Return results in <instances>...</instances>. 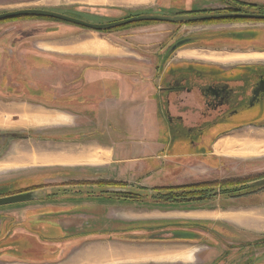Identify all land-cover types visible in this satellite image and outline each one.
<instances>
[{"label": "crops", "instance_id": "crops-1", "mask_svg": "<svg viewBox=\"0 0 264 264\" xmlns=\"http://www.w3.org/2000/svg\"><path fill=\"white\" fill-rule=\"evenodd\" d=\"M165 1L168 0H99V5L138 9L135 14L126 16L115 10L117 14L110 16V20L118 21L129 16L157 14L172 7L181 8L182 12L203 10L217 7L220 2L169 0L171 5L166 7L163 5ZM154 9L158 10L150 11ZM166 29L165 26L149 24L107 34L88 33L78 40L41 43L45 45L39 48L41 55L35 51V54L26 52L31 62L36 61L31 58L34 57L39 58L41 64L23 65L24 86L28 93L30 90L34 92L30 98L0 107V121L3 117L13 116L20 118V129L45 130L32 147L28 159L16 160L14 163L18 166L12 169L62 171L67 177L55 182L56 186L65 182L87 184L92 186L91 189L101 186L100 193L94 197L102 202L99 208L112 212V220L128 224L150 223L152 229L161 228L164 233L171 232V228L190 230L199 239L195 242L198 247L192 260L189 262V253L184 250L188 245L180 244H167L161 252L140 248L137 244H129L135 251L123 249L129 248L123 241L107 238L85 239L73 246L69 240L83 235L82 229L95 217L88 212L93 208L86 201L87 195L79 197L85 199L78 200L77 204L83 209L79 211L74 210L75 203L65 202L66 198L57 193L53 199L0 207V264H123L137 261L144 264L147 259L162 264H214L226 253L218 245V236L224 234L227 237L229 233L241 236L244 245L253 243L261 251L258 264H264L263 210L257 213L251 208H236L232 205L234 200L216 205L218 209H141L136 206L137 202L108 198L103 194L109 186L114 191L141 189L144 199H149L148 193L154 188L180 185L186 183L188 176L211 169L198 161L200 152L185 150L165 131L158 93L164 69L170 65L178 69L186 62L203 57L195 50L180 51L168 57L164 44L167 36L158 37L154 33ZM61 31L75 33L71 28H60L57 32ZM255 54L264 52L228 54L225 57L214 55L207 60L264 63L258 59H238L239 56ZM43 60L53 64L43 65ZM219 146V142L214 146L217 154ZM29 159L32 164H26ZM78 185L71 187V192L76 188V194ZM70 227L75 231L73 237L67 239L65 235L60 240L54 237L43 241L39 236L48 230L64 235ZM247 236L256 238L250 240ZM236 256L233 252L225 258ZM250 260L251 256L245 263Z\"/></svg>", "mask_w": 264, "mask_h": 264}, {"label": "rangeland", "instance_id": "rangeland-1", "mask_svg": "<svg viewBox=\"0 0 264 264\" xmlns=\"http://www.w3.org/2000/svg\"><path fill=\"white\" fill-rule=\"evenodd\" d=\"M263 3L264 2L259 3L258 5L264 7ZM169 4V0L163 3V5L166 7H169ZM223 8L224 7L221 4L216 9L220 10ZM23 9H41L59 14H69L75 16L78 20L95 24L100 23L97 21L110 20V16H114L113 14L119 13L121 16H126L135 14L138 11L136 8L103 7L99 5V0H0V14ZM180 9L181 8L174 9L172 7L170 10H161L157 14L153 15L173 17L176 14L183 13V10ZM115 10H117V13H114ZM157 10L154 9L150 11L156 12ZM192 11L193 10H185V13ZM248 11L249 13L253 12V10L250 9H248ZM158 25L165 26L167 28L163 31H154L155 35L158 37L161 35L167 36L166 38H168V40L166 39L167 41H165L164 44L167 43L168 46L173 44L174 47H178L177 49H180L181 51L195 50L199 54H202L203 57L201 60L193 59L190 62L197 61L208 64H231L225 62H210L207 60V58L214 55L225 57L228 54L264 52V22L222 21L195 25H176L168 23H159ZM60 28H71L75 33L70 34L66 31H61L58 33L57 31ZM242 32L246 33L243 34ZM88 33L95 34V32L90 30H85L76 26L50 20L23 18L0 22V71L3 70V65L7 66L5 63V56L7 54L10 56L12 55V64H14V61L16 62L18 59L20 63H16L17 66L19 64L22 65L26 63L41 64L39 58L31 57L36 60L31 62V59L26 52L30 51L34 53L35 51L36 54L41 55L40 52L42 51H40L39 48L40 46H45L41 45V43L50 44L59 41V39L78 40L83 38L85 34ZM96 34L102 33L97 32ZM175 42H177L176 45ZM179 42L183 43L180 46H177ZM180 50L178 52H180ZM42 54L46 55L47 53L43 52ZM175 54H173V56ZM42 64L51 65L53 63L49 60H43ZM43 80H46L45 77ZM7 102L8 99H5L3 91L0 88V107H3ZM19 119L14 118L13 116H8L3 117L0 121V134L7 133L19 137L8 140L5 148L0 150V189L7 188L8 191H19L25 188H43L45 186H51L52 184L56 187L54 184L55 182L63 180L67 177V175H65L62 171L59 172L53 169L47 171L45 169H12L18 166L14 163L16 160L28 159V154H31L32 147L35 145L37 139H40V134L45 133L43 132L45 130L20 129L21 127H19ZM47 131L48 133L50 132L49 129ZM218 142L220 144V150L218 154H216L214 152V146ZM213 152L217 155L218 159H216V161H210V163L204 164L209 166L211 168L210 170L204 169L196 176H188V178H185L186 183L175 186L161 187L160 189L162 191L155 194L150 192L148 193V195L152 196L150 199H144L141 201L143 199V195L139 198H135L136 200L140 201L136 203V206H140L138 208L141 209L145 208L152 210L190 211L195 209H214L216 208V205L226 202L228 198H233L234 195L241 194V191L244 192L243 188H245L244 186L246 183L264 177V134L262 133H247L235 136L220 137L213 145ZM18 153L20 155H18ZM11 154L13 156H11ZM16 154L18 156H16ZM23 163L25 164V162ZM26 164H32L31 159L26 161ZM76 185L78 184L76 183L74 186ZM70 188V182H65L64 184L58 185V188L47 187L38 193L45 194L47 191L65 192L62 194L63 198H66L65 202L70 201V203H75L74 210L79 211H83V209L81 208V205L79 206V204H77L78 200H85L84 198L79 197L86 195L89 196V198H86V201L88 200L90 202V205L93 209H90L88 212L90 215L95 217L84 226L81 231L83 232V235L80 234L78 236H74V238H71V240L68 239L69 242L72 241L73 246L78 242L86 241L85 239L100 240L107 238L111 240L123 241L126 246L129 247H123V249H131L132 251L133 248H130L129 244H137V247L145 248L147 250H158L161 252L163 249H166L164 247H167V244L171 246H178L180 244L188 245V247L184 250L189 253V262L192 260L194 250L196 247H198L195 245V242L199 241V239L195 238L194 233H191L190 230L183 231L177 228H171V232L167 231L164 233L162 232L161 228L152 229L153 227L149 226L150 223L138 222L128 224L119 222L118 220H112V212L109 209L107 210V208L105 209L104 207L99 208L98 206H101L102 202L100 199H97V197H94L100 193L98 189H100L101 186H95L93 189H91L92 186L80 184L78 185L76 194L74 193L76 192V188L75 190L73 189V192H71L72 189ZM180 188H189V191L182 192L181 195L183 198L198 199L204 197L205 199L199 202H173L175 201V198H178L180 194L178 192L181 191L176 190V192L173 193L171 190ZM106 190L107 191L103 192V194H107L105 196L108 198H118L125 200L130 199L128 196L109 194L108 192L113 193L114 188L110 189L107 187ZM129 191L133 193H140L139 190L136 189H129ZM2 192L4 191H1L0 193ZM115 192L119 191H114V193ZM215 192L233 196L223 195L214 197ZM256 192L257 194L255 197L250 195L246 198L247 194L241 196L239 195V197L237 196L236 199H232L234 200L232 205H234L236 208H251L257 213L259 210L264 211V190ZM91 195L92 197H90ZM166 195L167 197H165ZM166 200L173 201L171 203H166ZM221 207L223 208L225 206ZM50 227H52V225H50ZM149 227H151V229ZM74 231L75 230L73 227H70L69 230L65 231L67 234L64 233V235H60L59 231L57 232L56 230H48V233L43 232L39 236L43 239V241H46L47 239H55L54 237L60 240L65 235V239L73 237L71 235ZM253 238L256 237L253 236L249 238L247 236V239L253 240ZM218 239V245L226 253H224V255L218 259V262H215L214 264H247L245 261L249 256H251V260L248 264H258L260 258L259 253L261 251H259L253 243L247 242L244 245L243 238L241 236L238 237L237 234L234 235V233H229L227 237L224 234L223 236L219 235ZM247 239L244 238V240ZM228 243L229 245H227ZM243 246L246 249L242 248ZM248 247L250 249L249 251L247 250ZM133 250L135 251V249ZM233 252L237 254L236 257L225 258L226 255L232 254ZM147 260L148 261H146L144 264H162L151 263L150 260L152 259ZM138 262L139 261L135 263L123 264H142Z\"/></svg>", "mask_w": 264, "mask_h": 264}, {"label": "flooded vegetation", "instance_id": "flooded-vegetation-1", "mask_svg": "<svg viewBox=\"0 0 264 264\" xmlns=\"http://www.w3.org/2000/svg\"><path fill=\"white\" fill-rule=\"evenodd\" d=\"M219 1V5L222 4L224 7L223 9H216L218 5L217 7L196 11L193 10L192 12H183L176 15L249 13L248 9L253 10V12L250 13H264V7L258 5V3H250L243 0ZM242 33L245 34L246 32ZM176 43L177 42H175V45ZM166 44L167 43H165V53L168 54V56L180 50L177 49L178 47L172 50L174 45L168 46V44ZM12 62V55L10 56L7 54L5 56V63L7 66L3 65V70L0 71V88L3 91L5 99H8L7 103L12 101L18 102L22 99L30 98L34 92L30 90L29 95L22 81L25 76L23 72L24 64H19L17 66L16 63H20L18 59L16 62L14 61V64H12ZM183 66L177 69L173 65H170L164 69L161 78L162 86L159 88L158 92L160 98V112L165 119V131L169 133L175 141H179L182 144V148L200 152L201 154L198 161L205 164L218 159L217 155H213V145L220 137L247 133L264 134L263 62L208 64L192 61L184 63ZM16 138L19 137L7 133L0 134V150L5 148L8 140ZM263 178L264 177L250 181L246 183V185L243 184L245 185V188H243L244 192L241 191L239 195L247 194L246 198L250 195L255 197L257 194L256 191L260 192L264 190V186L251 190L248 189V185ZM47 187L58 188V186L55 187L53 185ZM47 187L45 186L40 189H33L16 194L30 193L34 196ZM71 187L75 186L71 185ZM160 188L161 187L154 188L150 192L154 194L158 193L159 191L157 189ZM139 192L140 193H132L138 195L139 198L142 196V190L139 189ZM57 193L63 194L64 192L47 191L44 198L53 199V197L57 196ZM40 195L42 196V194ZM223 195L228 194L214 193L215 197ZM239 195H228L233 196V198H228V200L236 199ZM148 196L149 199L152 198V196ZM186 199L188 198H182L181 200L182 202H188L189 199ZM35 200L24 203L34 202ZM121 200L129 202L139 201L136 199ZM177 200L178 198H175V201ZM172 201L167 200L165 202L171 203ZM235 234L236 233H234V235ZM242 248L246 249L244 246Z\"/></svg>", "mask_w": 264, "mask_h": 264}, {"label": "water", "instance_id": "water-1", "mask_svg": "<svg viewBox=\"0 0 264 264\" xmlns=\"http://www.w3.org/2000/svg\"><path fill=\"white\" fill-rule=\"evenodd\" d=\"M45 18L61 22L67 25L76 26L86 30H91L93 32H104L110 31L117 28L125 27L137 23H168V24H189V23H199V22H210V21H224V20H246V21H256L264 22V14L259 13H219V14H203V15H176L173 17H164L159 15H139L133 16L118 21L95 24L88 23L76 18L59 14L52 11L41 10V9H23L11 12H5L0 14V22L7 20H14L17 18ZM183 42H179L177 46H180ZM175 47L172 48V50ZM264 186V178L250 183L248 189H258ZM107 191V190H106ZM129 191V190H120ZM34 195V194H33ZM45 194L36 193L32 196L30 193L16 194L0 198V207L19 204L28 202L31 200L43 199Z\"/></svg>", "mask_w": 264, "mask_h": 264}, {"label": "trees", "instance_id": "trees-1", "mask_svg": "<svg viewBox=\"0 0 264 264\" xmlns=\"http://www.w3.org/2000/svg\"><path fill=\"white\" fill-rule=\"evenodd\" d=\"M262 14H264L263 12H262ZM63 15H66V14H63ZM67 16H70V17H73V18H76L75 16H72V15H67ZM137 16H139V15H137ZM129 17H133V16H129ZM128 17V18H129ZM79 18V17H78ZM17 19H23V18H17ZM27 19H41V20H50V19H45V18H27ZM16 20V19H15ZM8 21V20H7ZM50 21H54V20H50ZM224 21H240V20H224ZM242 21H246V20H242ZM110 22H114V21H111V20H108V21H106V22H100V23H96V24H104V23H110ZM214 22H222V21H210V22H199V23H189V24H176V25H195V24H204V23H214ZM249 22H256V21H249ZM149 24H155V23H137V24H132V25H128V26H125V27H121V28H117V29H114V30H110V31H104V32H99V33H102V34H107V33H110V32H115V31H119V30H123V29H126V28H129V27H133V26H141V25H149ZM83 29V28H82ZM86 30V29H85ZM70 185H74L73 183L72 184H70ZM33 189H40V187L39 188H37V187H35V188H31V189H27V188H25V189H23V190H19V191H17V190H15V191H8L7 190V188H2V189H0V192L1 191H4V192H2V193H0V197H5V196H9V195H12V194H16V193H21V192H25V191H29V190H33ZM159 192L160 191H162L161 189H157ZM176 190H180L181 192H178V193H180L179 194V196H178V200L177 201H175V202H177V203H179V202H182V192H185V191H189V188H180V189H172L171 191H173V193H175L176 192ZM170 191V190H169ZM167 192V191H166ZM65 193V192H64ZM109 194H114V195H122V196H128L130 199H135V198H138V195H136V194H133L132 192H130V191H119V192H115L114 193V191H113V193L112 192H108ZM168 193V192H167ZM165 197H167V195L165 196ZM215 197V196H214ZM205 198L203 197H201V198H198V199H194V198H189V200H188V202H192V201H194V202H199V201H202V200H204ZM167 201V200H166Z\"/></svg>", "mask_w": 264, "mask_h": 264}, {"label": "bare ground", "instance_id": "bare-ground-1", "mask_svg": "<svg viewBox=\"0 0 264 264\" xmlns=\"http://www.w3.org/2000/svg\"><path fill=\"white\" fill-rule=\"evenodd\" d=\"M236 59V58H235ZM238 59L240 60H244V59H258V60H264V54H255V55H246V56H242V57H238ZM235 61V60H234ZM234 146V145H233ZM259 147V146H258ZM222 150V149H221ZM217 154V153H216Z\"/></svg>", "mask_w": 264, "mask_h": 264}]
</instances>
